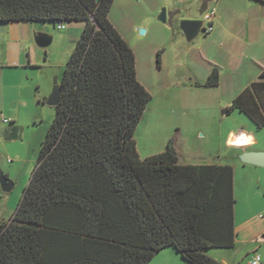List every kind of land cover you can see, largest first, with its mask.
Returning a JSON list of instances; mask_svg holds the SVG:
<instances>
[{"label":"trees","instance_id":"1","mask_svg":"<svg viewBox=\"0 0 264 264\" xmlns=\"http://www.w3.org/2000/svg\"><path fill=\"white\" fill-rule=\"evenodd\" d=\"M114 2L0 0V24L85 23L30 184L0 223V264H149L168 248L188 264H222L206 252L235 247L232 166L179 165L173 141L139 154L135 134L152 96L110 20ZM219 80L214 69L206 86ZM234 111L264 128V82L224 113Z\"/></svg>","mask_w":264,"mask_h":264},{"label":"rangeland","instance_id":"2","mask_svg":"<svg viewBox=\"0 0 264 264\" xmlns=\"http://www.w3.org/2000/svg\"><path fill=\"white\" fill-rule=\"evenodd\" d=\"M202 1L115 0L109 17L133 50L138 79L152 96L135 134L139 154L145 159L163 153L173 141L179 165L232 166L236 212L241 222L264 208V168L241 161L248 150L264 149V130H259L238 111L224 113L227 107L220 104L224 98H218L217 91L199 90L200 100L195 103L177 93L178 88L174 86H184L192 78L203 80L211 69V61L208 57L204 60L201 52H206L207 56L211 51L214 54L215 43L208 40L213 31L208 35L201 31L192 41L186 37L181 41L182 21L204 23V16L212 9L220 16L228 0H222V5L220 0H207L206 4ZM203 6L208 9L202 13ZM163 10L167 13L166 23L160 20ZM191 17L198 19H188ZM209 25L206 22V29ZM36 28L51 39L50 45H38L33 35L25 52L27 64L31 63L26 68L4 70V76L0 77V176L14 184L11 192L6 193L0 182V223L11 220L30 184L42 144L56 117V108L48 105L49 98L55 87L62 84L65 68L76 48L68 42L67 31L58 30L54 23H37ZM238 58L241 60V56ZM7 60L0 43V61ZM244 65L245 62H240L237 74L232 72V77L228 76L235 79L238 87L245 84ZM221 91L223 95L226 93L224 89ZM34 95L40 105L29 107L28 102ZM11 112L17 116L12 117ZM5 119L10 120L9 123H5ZM14 125L19 126L15 133ZM259 240L262 242L259 245H263L264 234ZM171 249L174 255L164 252L157 255L161 257L159 260L165 258L167 264H187ZM243 250L244 246L239 244L233 252L214 249L211 254L221 257ZM253 257L250 250L244 255L243 264ZM154 259L149 264L157 263Z\"/></svg>","mask_w":264,"mask_h":264},{"label":"crops","instance_id":"3","mask_svg":"<svg viewBox=\"0 0 264 264\" xmlns=\"http://www.w3.org/2000/svg\"><path fill=\"white\" fill-rule=\"evenodd\" d=\"M206 1L207 0H203L202 2L206 4ZM222 2V0L219 1L221 5ZM206 9L208 8L203 6L202 13ZM219 15L220 16H218V13L216 12L215 19L213 20L214 30L208 39L210 43H215L213 50L214 54L211 51L207 56L206 52H201L204 60L208 57L211 61L209 63L211 69L207 73V76L203 80L201 79L198 81L196 78H192L191 81L184 84V86H174L178 88L177 93L179 92L181 95L184 94L187 99L195 103L200 100L198 97L199 90L207 89L217 91L219 92L217 94L218 98H224L223 102H220V104L229 107L253 83L264 82V78H262V72L264 70V3H260L257 0H228L224 3ZM188 19L194 20L198 18L191 17ZM36 24L37 23L30 22L0 24L3 28L0 29V43L8 57L7 62L4 63L0 61V77L4 76V70L26 68V66L31 63L29 62L27 64L25 59V52L27 51L26 44L31 40L33 35L44 33L43 30L40 31L36 28ZM84 28V22L66 23L65 31H67L66 38L68 42L72 45H77ZM181 36H183L181 37V41H183L185 36ZM218 52H220V54H218ZM240 56L241 60L238 58ZM240 62H245V67L242 70L245 75V84L238 87V85L234 84L235 79H231L228 76L232 77V72H234L235 75L237 74L236 72L239 69ZM214 69L219 71V84L214 87H207L206 84ZM222 89L226 91L224 95L221 93ZM225 95H227L226 99ZM28 105L29 107H37L40 105L36 95L30 99ZM11 115L12 117L17 116L14 112H11ZM5 121L10 120L5 119ZM18 129L19 126L14 125L13 133L17 132ZM259 130H264V128ZM261 151H264V149L254 148L252 151L248 150V152L264 153ZM234 188L236 192L235 177ZM254 215H249L240 222L238 221V213L236 212L235 206V247L233 249L223 250L233 252L237 249L239 244H241L244 246L242 252L233 254L229 253L228 255L221 257L212 255L211 250L206 253L222 264H243L244 255L252 250L254 256L256 254L261 256L262 264H264V244L259 245L262 244L259 239L264 234V208L260 210L259 214ZM170 250L172 249H165L157 255L163 254L164 252L169 253L170 256L174 255L173 251ZM176 254V256H178V253ZM157 255L154 259L157 263L154 264L168 263V260L165 258L159 260L161 257L159 258ZM250 262L247 264H250Z\"/></svg>","mask_w":264,"mask_h":264},{"label":"water","instance_id":"4","mask_svg":"<svg viewBox=\"0 0 264 264\" xmlns=\"http://www.w3.org/2000/svg\"><path fill=\"white\" fill-rule=\"evenodd\" d=\"M160 20L163 23L167 22L166 10H163L160 16ZM202 27H203V22L201 21H182L180 23V30L183 32L184 36L188 41H192L193 39H195L201 32ZM142 34H145V31H142ZM35 40L37 44L42 47H46L51 43V39L48 36L41 34L36 35ZM61 95H62V86L61 85L56 86L53 94L49 98L48 105L57 108L60 103ZM241 161L246 165H253L264 168V153L248 152L241 157ZM0 182L4 192L6 193L11 192V190L14 187L13 183H11L7 178H5L2 175L0 176Z\"/></svg>","mask_w":264,"mask_h":264},{"label":"built area","instance_id":"5","mask_svg":"<svg viewBox=\"0 0 264 264\" xmlns=\"http://www.w3.org/2000/svg\"><path fill=\"white\" fill-rule=\"evenodd\" d=\"M137 2H140L141 0H136ZM216 15V9H212L210 12H208L204 17L205 21L208 22L209 28L206 29V22L203 23V27L201 31H204L207 35L210 34L213 30V18ZM58 30L64 31L66 30V24L65 23H59L56 27ZM5 123H9V121H5ZM250 264H262L261 256L256 254L253 259L251 260Z\"/></svg>","mask_w":264,"mask_h":264}]
</instances>
